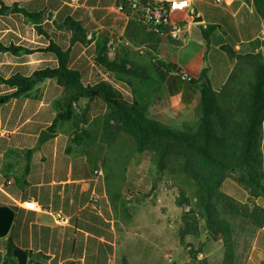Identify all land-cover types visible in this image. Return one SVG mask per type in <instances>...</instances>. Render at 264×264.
<instances>
[{
    "label": "crops",
    "instance_id": "1",
    "mask_svg": "<svg viewBox=\"0 0 264 264\" xmlns=\"http://www.w3.org/2000/svg\"><path fill=\"white\" fill-rule=\"evenodd\" d=\"M123 1L0 0L6 6L0 14V45L16 46L0 50V77L19 73L40 78L41 70L59 64L49 49L54 42L68 52V67L80 72L85 86L108 82L131 100L142 101L148 118L195 130L199 91L188 104L181 92L170 94L155 61L174 62L195 78L205 70L204 80L218 91L234 71L236 54L261 50L264 55V44L254 48L251 43L264 40V14L256 0H188L189 6L170 11L172 22L180 26L178 38L150 33L120 8ZM31 13L41 18L35 21ZM68 18L82 31L69 27ZM103 46L105 54L100 53ZM103 55L116 63L108 66L100 59ZM15 89L0 79V203L15 210L10 231L0 237V264L9 238L27 252L45 254L48 264H118L120 238L112 200L125 190L124 172L131 161L139 170V185L150 188L148 178L155 173L151 157L137 153L134 138L113 120L108 127L106 104L93 110L87 98L75 104L76 111L89 105L81 124L89 135L82 144L72 140L73 122L59 120L52 128L61 110L55 101L63 93L56 78H40L28 92L4 98ZM43 130L51 134L41 140ZM123 142L132 147L121 149ZM116 161L124 166L123 178L120 189L111 191L120 175L111 182L108 167ZM220 189L237 201L251 198L264 207V198L251 195L234 176H227ZM27 200L39 209L25 207ZM250 251L245 264H264V223L255 231Z\"/></svg>",
    "mask_w": 264,
    "mask_h": 264
},
{
    "label": "trees",
    "instance_id": "2",
    "mask_svg": "<svg viewBox=\"0 0 264 264\" xmlns=\"http://www.w3.org/2000/svg\"><path fill=\"white\" fill-rule=\"evenodd\" d=\"M258 9L264 14V1L256 0ZM122 8L139 20L150 33L162 36L169 33L170 26L145 22L130 9V1L124 0ZM6 6H0V14ZM31 18L39 20L40 14L31 13ZM67 24L76 32L82 31L78 22L68 18ZM256 48L264 44V40L251 42ZM16 50V46L0 45V50ZM49 49L58 56L59 64L39 72L40 78H56L63 87L62 96L55 101L61 110L54 124L59 120L84 124L87 121L89 105L76 111L75 104L82 98L93 103V110L101 109L106 104V123L111 127L113 120L117 128L128 132L135 140L136 152L147 154L158 174H162L174 165L179 173L181 183L194 186L195 194L189 198L186 188H181L184 204L192 203L191 207L202 211L208 218L209 227L223 230L217 223L216 203L220 202L230 213L253 204L256 208L255 226L264 223V207L256 204L250 198L248 202H240L220 189L227 176L235 179L250 190L251 195L264 198V145L262 144L264 125V55L261 50L236 54V66L228 82L218 91L214 90L204 77L203 70L198 78L182 77L183 70L171 61L156 60L161 67L162 79L168 84L169 93L181 92L182 101L190 103L196 93H200V108L198 125L195 130H179L148 118L145 105L138 98L131 100L123 91L114 88L108 82L102 81L95 86H85L81 81L80 72L68 67V52L52 42ZM106 48L100 49L105 54ZM108 66L116 62L109 61L107 56L100 58ZM126 63L122 66H125ZM127 75L131 72L126 71ZM36 76H25L16 73L8 78H2L5 83L16 89L4 98L19 96L31 90L40 79ZM87 129L82 126L74 132L72 138L77 145L88 137ZM134 174L135 183L131 188L125 187L124 193L144 192L146 186L139 185L138 174ZM127 169L124 177L127 181ZM154 182L155 178L149 179ZM226 210V211H227ZM246 210V209H245ZM211 223V224H210ZM14 241L9 238L6 258L3 264L16 263L13 250ZM27 264H48L47 256L40 252L28 251Z\"/></svg>",
    "mask_w": 264,
    "mask_h": 264
},
{
    "label": "rangeland",
    "instance_id": "3",
    "mask_svg": "<svg viewBox=\"0 0 264 264\" xmlns=\"http://www.w3.org/2000/svg\"><path fill=\"white\" fill-rule=\"evenodd\" d=\"M77 109L80 110V107ZM81 127V124L77 126L72 123L73 132ZM126 144L123 142L121 149L132 147ZM172 167L160 175L155 168V181L147 191L126 194L125 188L112 200L117 206L116 226L120 238L118 264H169L170 257L176 264H245L258 228L255 226L257 217L254 205L250 204L246 210L234 214L217 202V223L223 230L210 228L207 216L191 207L194 200L191 205L183 203L181 188H186L191 199L195 188L181 183L177 178V168ZM123 168L118 161L108 167L111 182L120 175L116 178V185L110 184L111 191L120 189ZM136 168L131 161L125 187L131 188L135 183ZM136 171L139 174V170Z\"/></svg>",
    "mask_w": 264,
    "mask_h": 264
},
{
    "label": "built area",
    "instance_id": "4",
    "mask_svg": "<svg viewBox=\"0 0 264 264\" xmlns=\"http://www.w3.org/2000/svg\"><path fill=\"white\" fill-rule=\"evenodd\" d=\"M130 9L133 14H136L145 22H152L154 24L169 25V33H163L162 36H170L171 38H178L180 34V26L172 22L170 18V11L189 6L188 0H129ZM122 8V6H120ZM109 51H114V46L110 43ZM182 77L190 79L192 77L188 72L183 71ZM24 206L30 209H39L38 204L33 200L24 202ZM31 206V207H30ZM61 221H66L65 217L59 216ZM169 264H176L172 257L169 258Z\"/></svg>",
    "mask_w": 264,
    "mask_h": 264
},
{
    "label": "water",
    "instance_id": "5",
    "mask_svg": "<svg viewBox=\"0 0 264 264\" xmlns=\"http://www.w3.org/2000/svg\"><path fill=\"white\" fill-rule=\"evenodd\" d=\"M200 19V18H197ZM37 74V73H36ZM51 133L47 130H43L40 139L43 140ZM15 217V210L12 206L0 203V237L6 236L10 231L13 220ZM14 257L16 258L17 264H27L28 252L16 246L13 250Z\"/></svg>",
    "mask_w": 264,
    "mask_h": 264
},
{
    "label": "snow or ice",
    "instance_id": "6",
    "mask_svg": "<svg viewBox=\"0 0 264 264\" xmlns=\"http://www.w3.org/2000/svg\"><path fill=\"white\" fill-rule=\"evenodd\" d=\"M31 207V206H30Z\"/></svg>",
    "mask_w": 264,
    "mask_h": 264
}]
</instances>
